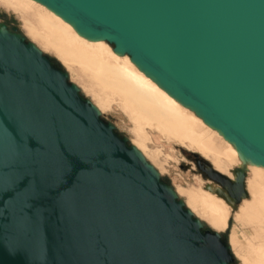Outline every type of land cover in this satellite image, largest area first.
Masks as SVG:
<instances>
[{
    "label": "water",
    "instance_id": "1",
    "mask_svg": "<svg viewBox=\"0 0 264 264\" xmlns=\"http://www.w3.org/2000/svg\"><path fill=\"white\" fill-rule=\"evenodd\" d=\"M36 1L264 166V0ZM195 163L236 203L241 174L233 191ZM203 226L65 72L0 26V264H231Z\"/></svg>",
    "mask_w": 264,
    "mask_h": 264
},
{
    "label": "rangeland",
    "instance_id": "2",
    "mask_svg": "<svg viewBox=\"0 0 264 264\" xmlns=\"http://www.w3.org/2000/svg\"><path fill=\"white\" fill-rule=\"evenodd\" d=\"M18 1L33 3L34 17L0 1V26L19 34L66 73L99 119L140 152L203 230L221 235L231 264H264V167L246 163L218 131L151 78L143 83L149 77L127 55H117L102 40H87L34 0ZM196 160L224 174L233 191L231 177L241 174L236 203L228 189L221 186L220 191L197 168Z\"/></svg>",
    "mask_w": 264,
    "mask_h": 264
},
{
    "label": "bare ground",
    "instance_id": "3",
    "mask_svg": "<svg viewBox=\"0 0 264 264\" xmlns=\"http://www.w3.org/2000/svg\"><path fill=\"white\" fill-rule=\"evenodd\" d=\"M0 1H4V2H6V3H9V4H11L12 6H14L17 10H18V12L23 16V15H27V16H31V17H34V15H33V3H31V2H29V3H25L24 1H22V2H20V1H18V0H0ZM34 1H36V0H34ZM37 2V1H36ZM39 3V2H38ZM54 13V12H53ZM58 16V15H57ZM61 18V17H60ZM35 19V18H34ZM29 22L31 23V21L29 20ZM66 22V21H65ZM66 23H68V22H66ZM68 24H70V23H68ZM33 25V24H32ZM71 26H72V24H70ZM33 27H35V25H33ZM73 27V26H72ZM36 28V27H35ZM74 28V27H73ZM75 30V29H74ZM79 34V33H78ZM82 37H84V36H82ZM84 38H86V37H84ZM87 40H90V41H100V40H92V39H88V38H86ZM114 53H116L117 55H121L120 53H118V52H114ZM122 55H124V54H122ZM133 63V62H132ZM138 67V66H137ZM139 68V67H138ZM140 69V68H139ZM143 73H145V75H147L149 78H144L143 79V83H145V84H148V82H150L151 81V79L155 82V83H157L156 81H155V79L152 77V76H150L149 74H147L144 70H142V69H140ZM128 75V74H127ZM151 78V79H150ZM158 84V83H157ZM159 85V84H158ZM160 86V85H159ZM161 87V86H160ZM162 88V87H161ZM163 89V88H162ZM165 90V89H164ZM166 91V90H165ZM167 92V91H166ZM168 93V92H167ZM169 94V93H168ZM170 95V94H169ZM171 96V95H170ZM172 97V96H171ZM174 98V97H173ZM175 99V98H174ZM178 101V100H177ZM90 102V101H89ZM179 102V101H178ZM91 104V103H90ZM182 104V103H181ZM92 105V104H91ZM183 106H185V107H187V108H189V109H191L190 107H188V106H186V105H184V104H182ZM92 107L96 110V112H97V114L99 115V112L97 111V109L92 105ZM192 110V109H191ZM193 111V110H192ZM195 112V111H194ZM196 113V112H195ZM196 115L198 116V117H200L197 113H196ZM201 118V117H200ZM204 123L206 124V125H208L209 127H211L212 129H215L216 131H218L222 136H223V134L218 130V129H216V128H214V127H212V126H210L209 124H207L205 121H204ZM223 138L226 140V141H228V142H230L235 148H236V150L238 151V155H240L242 158H243V160L244 161H246V163H248V164H252V165H256V166H260V167H264L263 165H259V164H256V163H254L252 160H250L249 158H247V157H245L242 153H241V151L235 146V144L233 143V142H231V141H229V140H227L224 136H223ZM133 147V146H132ZM134 148V147H133ZM135 149V148H134ZM137 152H138V150L137 149H135ZM139 153V155L142 157V159L144 160V161H146L144 158H143V156L140 154V152H138ZM235 157H237V155H235ZM147 162V161H146ZM148 163V162H147ZM148 165L157 173V171L148 163ZM240 166H243V164H241ZM217 172V171H216ZM158 174V173H157ZM221 174V173H220ZM222 175H224V174H222ZM231 178H233V179H235V177L234 176H232ZM213 184H215V183H213ZM218 186L219 188H220V186L218 185V184H215V186ZM214 186V187H215ZM216 186V187H217ZM220 191H221V188H220ZM173 193L175 194V192L173 191ZM176 195V194H175ZM177 196V195H176ZM233 202H234V200L233 199H231L230 198V204H232L233 205ZM183 204V203H182ZM183 207H184V204H183ZM185 208V207H184ZM186 209V208H185ZM189 213H190V211L188 210V209H186ZM191 214V213H190ZM192 215V214H191ZM192 217H193V215H192ZM194 218V217H193ZM200 222V221H199ZM201 223V222H200ZM202 224V223H201ZM225 227V226H224ZM216 233V232H215Z\"/></svg>",
    "mask_w": 264,
    "mask_h": 264
}]
</instances>
